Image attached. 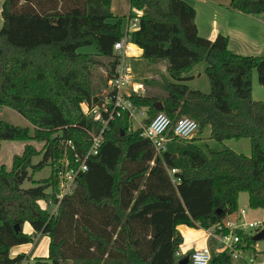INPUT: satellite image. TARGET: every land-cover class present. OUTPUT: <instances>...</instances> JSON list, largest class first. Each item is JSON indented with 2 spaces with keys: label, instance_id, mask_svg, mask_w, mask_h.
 <instances>
[{
  "label": "trees",
  "instance_id": "obj_1",
  "mask_svg": "<svg viewBox=\"0 0 264 264\" xmlns=\"http://www.w3.org/2000/svg\"><path fill=\"white\" fill-rule=\"evenodd\" d=\"M111 1L0 0V107L16 110L32 125L0 119V149L5 140L44 142L40 150L26 144L10 170L0 167V264H22L27 254L12 255V248L33 243L38 234L49 235V254L29 264H178L180 224L209 229L221 223L238 212L242 192L251 208L264 210V101L253 97L254 71L264 86V55L232 52L221 33L200 35L195 7L186 0H130L127 19L139 22L125 32L126 16L114 14ZM230 6L264 13V0H231ZM126 33L143 58L167 62L169 76L145 79L148 89L131 96L146 111L143 124L159 112L154 104L160 101L173 125L192 117L201 135L209 127V138L221 146L206 151L198 144L202 137L193 136L182 139L176 152L156 153L142 128L129 129L125 114L110 123L88 170L58 201L61 176L79 165L76 154L86 153L91 132L102 126L85 115L83 105L107 94L120 60L114 44ZM85 46L95 53L79 52ZM203 61L208 93L187 84ZM241 138L250 140V155L223 145ZM47 165L51 174L35 180ZM172 168L178 169L173 176ZM27 179L33 186H23ZM25 223L33 233L24 231ZM230 231L216 229L222 236ZM234 232L238 247L250 251L254 231ZM211 264L238 262L220 249L212 251Z\"/></svg>",
  "mask_w": 264,
  "mask_h": 264
},
{
  "label": "built area",
  "instance_id": "obj_2",
  "mask_svg": "<svg viewBox=\"0 0 264 264\" xmlns=\"http://www.w3.org/2000/svg\"><path fill=\"white\" fill-rule=\"evenodd\" d=\"M138 17L129 22L127 30H133L138 27ZM129 40L128 33L123 38L115 42L114 51L120 55L115 76L109 82V89L102 100L96 104L84 103L83 111L86 116H92L98 120L102 126L98 132H91L90 146L83 156L76 154L75 161L79 162L77 167H71L62 176L60 181V192L56 198L61 201L66 194L72 192L76 185L77 177L88 170V161L91 157L97 155L105 139V133L109 129L110 123L117 117L128 115L129 129L136 130L142 128L141 135L148 138L156 153L168 151V144L175 139H190L197 133L199 123L192 117L184 116L177 120L173 125L171 118L162 111H159L147 125H142L137 118V113L141 110L133 104L131 96L134 93H142L145 91V84L138 83L133 77L132 72L126 60V45ZM113 91L112 94H109ZM146 114V111H145ZM137 124L138 128H137ZM72 144V142H70ZM74 148V146H72ZM68 164V160H66ZM177 168H172L170 174L173 176L177 172ZM179 179H173L174 182ZM52 210L56 213L57 205ZM247 210L242 208L238 210L235 217L225 218L221 223L212 226L207 231V238L215 237L220 242L221 250L227 249L231 252L233 259L238 264H264V257L260 258L258 254L249 253L247 250L238 247L240 237L234 232V229L254 231V234L264 228V218L262 220H249L246 217ZM225 227L230 228L227 235H219L216 229L222 230ZM180 258L184 257L180 251L176 253ZM212 250L208 245L201 247L189 254L188 264H211Z\"/></svg>",
  "mask_w": 264,
  "mask_h": 264
},
{
  "label": "rangeland",
  "instance_id": "obj_3",
  "mask_svg": "<svg viewBox=\"0 0 264 264\" xmlns=\"http://www.w3.org/2000/svg\"><path fill=\"white\" fill-rule=\"evenodd\" d=\"M121 4H122V10L127 9L126 13H125L126 18L124 19V22H123V30L125 32L128 28V25H129V20L127 19V16L130 12L129 11L130 1H129V3H128V0H126V2L122 1ZM119 16H123V15H119ZM1 27H2V14H1V10H0V28ZM127 46L126 47H127V49L129 48V52L127 50L126 60H127L128 65H129V68H130L131 72H133V74H134L133 77L136 79V81L140 84L141 83L145 84V90H146V88L148 89V87H147V84L144 82V80L149 77L151 72H154L157 75L161 74L160 71H157V70L154 71V68H156V66L158 65L159 62L156 63V62H153V61H150L148 59L143 58L142 53H141V56H140V54L137 55L136 52L138 51V49H141L138 45L129 41ZM95 51H96V49L93 46H85V47H81L79 49V52H82V53H95ZM134 59H136L137 61H135ZM138 59H141V60H138ZM132 60H134V61L131 62ZM206 64L207 63L205 61H203V62L197 64L193 68L191 74H193L194 77L192 79L188 80L187 84L192 89H199L203 92L208 93V92H210L211 87H210L209 78L205 72ZM98 71L105 74V71L102 67H100L98 69ZM253 77H254L253 97H254V99L264 101V86L259 83L258 75H257L256 71L253 72ZM137 118L139 119V121H141V124L144 125L143 120H145L147 118V115L145 114V109H142L141 111H139L137 113ZM0 119L6 120V121L11 122L15 125L32 127L30 122L24 116H22L16 110H14L10 107H7V106L0 107ZM138 125L139 124H137V128H138ZM210 130L211 129L209 127H205L203 129L202 135H201V132L199 130L195 134V136H201L202 137L201 139L198 140V144H199V146H201L206 151H208L209 148H217V147L221 146L220 143L216 142L213 139L211 140V138H209ZM192 138H190V139H192ZM230 140H225L223 145L228 146L227 144H230L229 145V146H231L230 148L236 150L237 152H240V153L247 152L246 153L247 155L251 154V151L247 149V144H246V149H244L243 145L245 142H243L241 140L238 141L235 139L234 140L230 139ZM8 141L9 140L3 141L2 145H1L0 167L2 165L11 166V164H12V160H13L12 156L14 155L13 151H14L15 145L14 144L9 145L10 143H7ZM213 141H215V142H213ZM182 143H183V141L181 139H175L174 141H172L168 144V150L171 152H176L177 148ZM42 147L39 146L40 149H42ZM40 158H41V156H37L34 158L33 161L38 162L40 160ZM50 174H51V166L47 165L42 170L35 173L34 179L39 180V179L47 178ZM23 186L24 187L33 186V182L31 180L27 179L23 183ZM248 197H249V194L247 192H242L240 194V197H239V203H240V207L246 208L249 211L250 206L248 204ZM263 217H264V213H262V217H260V220H262ZM26 227H27L26 224H24L23 229L26 230ZM178 230L181 233V235L183 236L182 247L179 250L183 256L189 255V253L191 254L193 251L197 250L199 247L204 246V245H208V244H209V246L213 252H218L222 248V247H220V242L210 241L207 238V231H206V229H204L201 226L200 227H190L186 224H180L178 226ZM248 231H250V229H248ZM37 237H35V240L37 239ZM49 242H50V237L48 234H40L38 237V240L33 245L34 247H33L32 252L30 254L29 262H23L22 264H29L30 262L33 263L36 258L47 257ZM30 246H32V244H30V243L26 244V245L15 246L12 248L11 253L25 252V251H27V249Z\"/></svg>",
  "mask_w": 264,
  "mask_h": 264
},
{
  "label": "crops",
  "instance_id": "obj_4",
  "mask_svg": "<svg viewBox=\"0 0 264 264\" xmlns=\"http://www.w3.org/2000/svg\"><path fill=\"white\" fill-rule=\"evenodd\" d=\"M122 1L126 2V0L111 1V10L114 14L123 15V16L126 15L125 13L127 9L122 10V4H121ZM129 1L130 0H128V3ZM186 1L195 7L196 10L195 21L200 35L207 38H214L217 34L221 33L229 38L228 47L232 52L245 56L264 55V13L260 15H252V14L243 13L239 10H235L230 6L231 0H186ZM129 7H130L129 8L130 11L131 4L129 5ZM0 10H1V4H0ZM2 25H3V18H2ZM127 47H126V52L127 50L129 52V48L127 49ZM136 53L137 55L140 54L141 56L142 50L138 49ZM134 60L137 61L136 59ZM134 60H132L131 62H133ZM155 70L163 72L166 76H169L167 72V62L165 60L159 61L156 68H154V71ZM191 72L189 73V75H192L194 77V75L191 74ZM132 75H134L133 72ZM148 78H159V75H157L154 72H151ZM253 83H254V77H253ZM235 140L238 141L241 140L245 142L243 145L244 149H246V144H247V149L251 151V143L248 138H241ZM2 143L3 141L1 142V145ZM7 143H10L9 145L12 144L15 145L13 151L14 155L22 154L24 152L26 144L34 145L38 150H40L39 146L42 147L44 145V142H37L35 140H29V141L9 140ZM227 145L229 146L230 144ZM243 153L246 154L247 152H243ZM14 155L12 157H14ZM12 164H13V160H12ZM12 164L11 166H6V165L5 166L7 167L8 170H10L12 168ZM248 204H249V197H248ZM240 209H242V207H240V203H239V210ZM236 213L227 216V218L235 217ZM262 213H264L263 209L261 208L255 209L250 207V210L249 211L247 210L246 217L253 221L260 220V217H262ZM25 224L27 227L26 230L24 229V231L29 234L33 233V228L31 227V225L29 223H25ZM246 232H252V230L250 231L247 230ZM39 235L40 234L36 235V237L37 236L39 237ZM38 237L33 243H30L32 244V246H30L27 249V251H25L28 258L24 262H29L30 254L34 247L33 245L38 240ZM181 247L182 244L180 248ZM201 247H199L198 249H200ZM248 252L258 254L260 258L264 257V239L256 241L255 244L252 246L251 250ZM15 253L18 254L20 252L18 253L14 252L12 253V255H16ZM48 254H49V246H48Z\"/></svg>",
  "mask_w": 264,
  "mask_h": 264
},
{
  "label": "water",
  "instance_id": "obj_5",
  "mask_svg": "<svg viewBox=\"0 0 264 264\" xmlns=\"http://www.w3.org/2000/svg\"><path fill=\"white\" fill-rule=\"evenodd\" d=\"M155 109H157L158 111H161L163 109V103L162 102H156L154 104ZM124 134V131H123ZM20 226L19 224H16V230H19ZM253 239L255 241H259V240H263L264 239V228L262 230H260L259 232L255 233L253 235ZM189 263V255H185L184 257L180 258L178 261V264H188Z\"/></svg>",
  "mask_w": 264,
  "mask_h": 264
}]
</instances>
